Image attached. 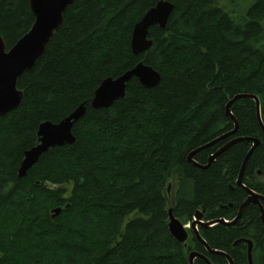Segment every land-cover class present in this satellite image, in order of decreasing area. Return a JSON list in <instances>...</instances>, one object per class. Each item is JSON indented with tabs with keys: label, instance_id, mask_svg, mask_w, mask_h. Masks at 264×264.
<instances>
[{
	"label": "trees",
	"instance_id": "trees-1",
	"mask_svg": "<svg viewBox=\"0 0 264 264\" xmlns=\"http://www.w3.org/2000/svg\"><path fill=\"white\" fill-rule=\"evenodd\" d=\"M158 1L73 0L43 53L18 77L22 99L0 116V264H188L191 250L229 264L195 235L184 246L170 234L163 190L173 177L172 213L183 223L201 208L206 221L235 217L248 195L236 179L252 141L233 142L205 168L187 160L228 133L193 160L204 165L227 142L257 138L242 182L264 192L255 101H232L236 128L225 110L235 95L254 94L264 126V0L236 11L222 0H167L173 10L166 26H151V47L135 55L133 27ZM33 20L29 0H0L6 50ZM139 61L160 74L156 86L133 77L110 107L90 105L103 79ZM80 104L85 112L72 126L74 143L50 147L18 177L39 124L57 123ZM199 234L233 264H249L244 243L251 240L252 264H264V225L253 205L237 224L200 227Z\"/></svg>",
	"mask_w": 264,
	"mask_h": 264
},
{
	"label": "water",
	"instance_id": "water-1",
	"mask_svg": "<svg viewBox=\"0 0 264 264\" xmlns=\"http://www.w3.org/2000/svg\"><path fill=\"white\" fill-rule=\"evenodd\" d=\"M72 2L73 0H29V8L34 17L29 30L23 34L8 50H6L5 42L0 35V116L13 110L19 105L22 99V91L19 90L16 85L18 77L24 71L29 70L35 60L43 53L53 33L60 26L65 9ZM172 10L173 4L171 2L167 0H159L143 14L139 21L135 23L130 42L133 54L138 55L139 53L147 51L151 47L152 40L148 38L149 28L153 25H158L160 28H164ZM133 77L137 78L140 84L146 88L154 87L160 81V74L154 68L145 64L143 61H139L132 68L125 71L118 77H107L103 79L95 89L90 105L96 109L110 107L115 100L122 98L125 95L126 84ZM239 97H247L255 101L258 122L264 131V126L262 125L260 117L259 99L254 94H237L226 104V114L233 119L235 128L237 127V122L231 113L230 105L234 99ZM84 112L85 106L80 104L67 117L57 123L49 121L40 123L37 130L38 143L24 151L23 158L18 168V177L25 176L27 171L37 162L39 156L46 152L50 147L74 143L75 137L73 136L71 129L73 124L83 116ZM226 135H228V133L194 149L188 154L187 160L196 166L205 168L209 166L212 161H214L217 155L224 151L226 147L233 142L241 139H249L252 141L253 145L242 162L236 182L238 185L245 188V190L249 193V196L240 205L238 213L233 220L227 222L223 218H219L203 221L204 208H201L194 213L190 225L185 224L172 213L176 190V182L173 177L167 181L163 194L166 199L167 227L170 234L178 242L186 246L190 237L189 231L191 230L192 234L195 235L201 243H203L209 253H220L227 258L229 264H233V260L227 253L212 249L202 239L199 234L198 226L207 228L216 223L234 225L239 219L245 206L249 203L257 204L259 206L261 210V218L264 222L263 210L259 203V199L264 198L245 187L242 183L245 164L251 151L259 143V140L252 137L231 140L221 146L215 153L211 154L208 158V162L204 165L197 163L192 158L196 151L215 143L219 139L224 138ZM60 211L61 207L53 208L51 210V217L54 218ZM246 242L248 244L249 262L251 264L250 250L252 243L250 240H247ZM195 258H201L207 264H212L204 254L194 250L188 253V264H193Z\"/></svg>",
	"mask_w": 264,
	"mask_h": 264
},
{
	"label": "flooded vegetation",
	"instance_id": "flooded-vegetation-1",
	"mask_svg": "<svg viewBox=\"0 0 264 264\" xmlns=\"http://www.w3.org/2000/svg\"><path fill=\"white\" fill-rule=\"evenodd\" d=\"M243 177V176H242ZM238 178V177H237ZM258 180L260 181V182H262V183H264V176L263 175H259L258 176ZM236 182H237V179H236ZM243 183V182H242ZM237 184V183H236ZM238 185V184H237ZM244 185V184H243ZM240 186V185H239ZM245 186V185H244ZM242 187V186H241ZM246 187V186H245ZM244 188V187H243ZM248 188V187H247ZM250 190H252L254 193H256V194H258V195H260V196H262L263 198H264V192L263 193H261L260 191H255V190H253V189H251V188H249ZM247 192V191H246ZM247 197L249 196V193L247 192ZM247 197L245 198V200L247 199ZM244 200V201H245ZM243 201V202H244ZM242 202V203H243ZM259 203H260V205H261V207H262V210H263V215H264V199H259ZM247 205H253V206H255L257 209H258V211H259V214H260V219H261V221H262V223H263V225H264V222H263V220H262V218H261V210H260V208H259V206L257 205V204H253V203H249V204H247ZM246 205V206H247ZM245 206V207H246ZM245 209V208H244ZM244 209H243V211H244ZM239 210V209H238ZM242 211V212H243ZM237 213H238V211H237ZM242 214V213H241ZM240 217H241V215H240ZM240 217H239V219H240ZM235 217H233L232 219H224L225 221H227V222H230L231 220H233ZM193 219V218H192ZM238 219V220H239ZM203 220V219H202ZM238 220H237V222H238ZM203 221H206V220H203ZM190 222L191 221H189V223H188V225H190ZM237 222L235 223V224H237ZM217 224V223H216ZM234 224V225H235ZM215 225V224H214ZM213 226V225H212ZM199 228H200V226H198V230H199ZM190 232V236L191 235H193L192 234V232H191V230L189 231ZM242 241V240H241ZM245 241H247V240H245ZM251 241V240H250ZM251 243H252V247H251V250H250V260H251V264H252V260H253V255L251 254L252 253V251H253V248H254V244H253V242L251 241ZM244 244H247V242L246 243H244ZM245 247H246V252H247V257H248V260H249V256H248V244L247 245H245ZM192 251V250H191ZM194 251H196V250H194ZM198 252V251H197ZM254 256H255V254H254ZM232 259V258H231ZM249 264H250V262H249Z\"/></svg>",
	"mask_w": 264,
	"mask_h": 264
},
{
	"label": "rangeland",
	"instance_id": "rangeland-1",
	"mask_svg": "<svg viewBox=\"0 0 264 264\" xmlns=\"http://www.w3.org/2000/svg\"><path fill=\"white\" fill-rule=\"evenodd\" d=\"M222 1L233 3L232 10L236 11V10L245 9L248 6V4L252 3L254 0H222ZM173 193H174V189H173ZM188 223L189 222H186L185 224H188Z\"/></svg>",
	"mask_w": 264,
	"mask_h": 264
}]
</instances>
